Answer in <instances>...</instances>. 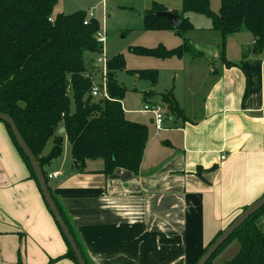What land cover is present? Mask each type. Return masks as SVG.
I'll use <instances>...</instances> for the list:
<instances>
[{
  "label": "crops",
  "instance_id": "0c3cea01",
  "mask_svg": "<svg viewBox=\"0 0 264 264\" xmlns=\"http://www.w3.org/2000/svg\"><path fill=\"white\" fill-rule=\"evenodd\" d=\"M243 53V60L228 59L227 66L220 59L208 70L205 55L198 64L188 54L154 58L162 62L152 68L172 77L181 116L170 115L153 97L141 100L161 105L158 132L152 114L122 107L127 120L148 131L136 174L116 169L106 175L101 160L87 161L79 172L64 145L61 156L44 167L47 175L58 173L48 186L91 264H192L264 194V51ZM140 115H151L150 122ZM238 250L239 243L231 242L213 264H224ZM66 252L37 184L0 123V264H75Z\"/></svg>",
  "mask_w": 264,
  "mask_h": 264
},
{
  "label": "trees",
  "instance_id": "16d2710c",
  "mask_svg": "<svg viewBox=\"0 0 264 264\" xmlns=\"http://www.w3.org/2000/svg\"><path fill=\"white\" fill-rule=\"evenodd\" d=\"M179 1L181 13L172 11L180 18L177 27L166 18L158 17L157 13L167 10L153 3L142 18V28L145 31L172 30L183 38V44L173 49L160 45L156 48L133 47V54L164 60L180 59L186 53H192L184 35L193 26L185 13H197L210 19V29L219 34L220 59L227 66L231 64L225 57L227 38L243 29L252 36L254 52L264 51V0H220L217 12L211 10L209 0ZM55 3L56 0H0V112L9 115L15 123L39 163L47 186L48 175L44 167L61 156L64 139L70 146L72 167L79 172L84 171L87 161L101 160L106 175L116 169L136 174L148 131L145 125L127 120L122 109L121 100L126 89L118 83L117 73L125 67L124 58L118 54L107 61L108 98L92 97V79L98 82L100 76L93 66L94 55L99 54L102 47L95 38L100 30L99 22L82 10L53 15ZM133 73L152 85L157 83V70ZM153 96V91H146L142 101ZM160 99L170 115L181 116L172 91L161 94ZM3 124L39 189L33 168L9 126ZM62 128L64 133L59 132ZM49 140H52V147L42 155ZM48 189L50 191L49 186ZM51 197L86 264H91L52 193ZM56 225L67 245L64 257L77 264ZM223 231L213 237L192 264H196ZM233 241L239 243V250L224 264H264V206L237 228L205 264H213Z\"/></svg>",
  "mask_w": 264,
  "mask_h": 264
},
{
  "label": "rangeland",
  "instance_id": "374dc122",
  "mask_svg": "<svg viewBox=\"0 0 264 264\" xmlns=\"http://www.w3.org/2000/svg\"><path fill=\"white\" fill-rule=\"evenodd\" d=\"M209 2L211 10L217 12L220 0H209ZM153 3L162 5L167 11L181 13V2L179 0H108L106 2L102 0H56L53 8V15L56 13L70 14L82 10L99 22L100 31L104 33L105 40L102 50L107 61L118 54H121L124 58L125 67L117 73V81L126 89L125 96L121 100V105L126 111L141 110V100L146 91L154 92V96L151 98L154 102L161 101L160 93L172 91V77L170 73L166 69L157 70L152 68L156 67L154 66L155 62L162 61L151 57L135 55L131 52V48L139 46L156 48L160 45L166 49H173L183 44V38L176 35L172 30H166V32L143 30L142 18L146 10L150 9ZM184 16L189 19L193 26L192 30L185 33L184 37L186 40H191L208 47H212L213 45L215 48L214 55L205 59L204 69L217 68L216 64L220 60L219 39L217 34L210 29V19L197 13H185ZM210 42L214 44H209ZM243 51L255 53L252 36L245 29L228 39L225 46V57L227 60L236 58L243 60L247 57ZM99 54L94 55V57L97 55L101 56ZM187 54L190 55V60L195 62L194 64L199 63V59L196 60L198 57L204 56L193 50L192 53H186L185 55ZM171 60L173 63L179 62L177 59ZM150 68L158 71V80L155 85H152L145 79L138 78L133 73V71H144ZM127 116L131 117L130 115ZM150 116L140 115L139 117L146 122H150L148 119ZM0 123L3 124L1 121ZM63 145L66 148V152H68L69 144L66 139H64ZM51 147L52 140H49L42 155H46Z\"/></svg>",
  "mask_w": 264,
  "mask_h": 264
},
{
  "label": "water",
  "instance_id": "95a60500",
  "mask_svg": "<svg viewBox=\"0 0 264 264\" xmlns=\"http://www.w3.org/2000/svg\"><path fill=\"white\" fill-rule=\"evenodd\" d=\"M158 17L166 18L173 27H177L180 23V18L177 14L165 11L161 13H157ZM188 46L196 53H200L205 55L206 57L210 58L213 53V48L200 45L194 41L187 40ZM99 51V49H98ZM0 121L6 123L14 138L24 153L26 158L28 159L31 167L33 168L34 174L36 176L39 189L43 196V199L52 214L55 222L58 224L60 230L62 231L66 241L68 242L70 249L72 250L75 260L77 264H86L74 238L72 237L64 219L62 218L54 200L51 197V193L48 189L47 182L44 178L43 172L39 163L37 162L36 158L33 156L27 145L25 144L24 140L22 139L20 133L15 126V123L11 119V117L7 114L0 112ZM60 133H64V129L59 130ZM262 206H264V195L260 197L258 200L250 204L244 211H242L234 220L233 222L214 240V242L208 247L206 252L201 256V258L196 262V264H205L210 257L218 250V248L227 240V238L237 229L239 228L250 216H252L256 211H258Z\"/></svg>",
  "mask_w": 264,
  "mask_h": 264
},
{
  "label": "built area",
  "instance_id": "2783aa9c",
  "mask_svg": "<svg viewBox=\"0 0 264 264\" xmlns=\"http://www.w3.org/2000/svg\"><path fill=\"white\" fill-rule=\"evenodd\" d=\"M103 2H106L108 0H102ZM87 22H85L86 24ZM96 40L101 44V46L104 43V33L99 30L96 33ZM99 55L94 57L93 60V66L98 69V72L100 73L98 82H95V80L92 79V87H91V96L94 98H108V93L106 91V73H107V58L105 54L103 53L102 47L100 49ZM142 112L152 114L154 124L156 131L162 130V122H163V111L162 107L160 105H153L151 103H142ZM224 157H221L223 159ZM58 176V173H54L51 175H48V179L56 178Z\"/></svg>",
  "mask_w": 264,
  "mask_h": 264
}]
</instances>
